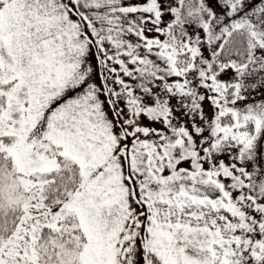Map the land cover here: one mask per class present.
Wrapping results in <instances>:
<instances>
[{"label":"snow or ice","instance_id":"1","mask_svg":"<svg viewBox=\"0 0 264 264\" xmlns=\"http://www.w3.org/2000/svg\"><path fill=\"white\" fill-rule=\"evenodd\" d=\"M0 264H264V0H0Z\"/></svg>","mask_w":264,"mask_h":264}]
</instances>
